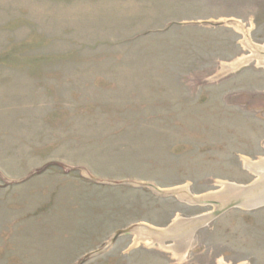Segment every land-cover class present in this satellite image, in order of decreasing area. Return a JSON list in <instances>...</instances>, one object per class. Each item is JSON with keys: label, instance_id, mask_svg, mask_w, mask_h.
<instances>
[{"label": "rangeland", "instance_id": "obj_1", "mask_svg": "<svg viewBox=\"0 0 264 264\" xmlns=\"http://www.w3.org/2000/svg\"><path fill=\"white\" fill-rule=\"evenodd\" d=\"M245 38L264 47V0H0V264H264V208L180 255L111 241L214 211L162 192L257 179L264 66L222 69Z\"/></svg>", "mask_w": 264, "mask_h": 264}, {"label": "bare ground", "instance_id": "obj_2", "mask_svg": "<svg viewBox=\"0 0 264 264\" xmlns=\"http://www.w3.org/2000/svg\"><path fill=\"white\" fill-rule=\"evenodd\" d=\"M236 28L239 31L244 32L240 26H237ZM242 44L244 45L245 48L251 50L250 54L249 55H243L239 58L234 59L233 61H231L229 63H226V66H224V64H223L222 69H223L224 73L237 70L240 67L247 65L252 60H257V65L264 66V55H261V54L259 55V53H260L259 51L260 50L264 51V47L252 45L250 43L249 39H247V38H245V40L243 41ZM222 69H221V71H222ZM244 165H245V168L249 172L256 175L257 179H259L260 177H264V158L257 161V162H253V161H250L248 159H244ZM221 186L222 187H221V190L219 192L211 193L210 195L209 194L203 195L201 197H192V196L190 197L189 196V198H188L187 195H185L186 197H183L181 194L182 191H180V190L177 192L175 190L174 191H175V193H177L179 195V198L182 199L183 201L184 200L186 201V199H187L186 202H188L190 204L194 202V203H197L199 205H203L200 203H203L205 200L213 199L214 197H212V196L220 194V193H222V195L226 196L229 194L228 190L233 191V189L236 186L240 187L242 185H237L234 183H222ZM222 198H223V196L220 197L219 200L218 199H215V200L221 202ZM194 199H196V201ZM206 215H208V214H206ZM206 215H204V216H206ZM194 219H189V220H185V221L184 220L183 221H175L173 224H171L172 226L170 225L171 227H173V226L178 227L177 231L170 232L168 235V237L171 238L173 240V242L175 243V246L172 245L170 247H165L163 245V236L170 231V228H171L170 226L168 228L162 229V230L161 229H154V228L148 229L149 227L138 226L137 230L135 232V234H137L135 241L138 242V240H143V241H147V243L151 244V245H153L155 242H158V245L162 249L168 250V251L169 250L170 251L171 250L177 251V252H174L175 255H180L183 252H186L193 245L191 235H190V233H187L185 227H187L190 223H192L194 221ZM146 228L148 230H146ZM148 240H151L152 242H149Z\"/></svg>", "mask_w": 264, "mask_h": 264}, {"label": "water", "instance_id": "obj_3", "mask_svg": "<svg viewBox=\"0 0 264 264\" xmlns=\"http://www.w3.org/2000/svg\"><path fill=\"white\" fill-rule=\"evenodd\" d=\"M228 190V195H222V193L214 195L213 199L205 200L203 205H214V211L209 213L206 216H199L194 219L192 223H190L186 228L187 233L193 234L199 228H202L209 224L212 220L216 217L222 215L226 211L232 209H243L246 211H254L260 208H264V177H260L259 179H255L253 182L242 185L240 187L236 186L233 191ZM175 191H169L167 193L162 192V194H174ZM221 202L216 201L215 199H220L222 197ZM211 197V198H212ZM196 201V199H194ZM172 226V225H171ZM170 226V227H171ZM150 229V228H148ZM146 228V230H148ZM137 228H129L123 231L116 233L111 241H114L117 237L135 233ZM178 227L173 226L170 228V231L163 236V244L166 241H173L171 238L168 237L170 232L177 231ZM110 245V244H109Z\"/></svg>", "mask_w": 264, "mask_h": 264}]
</instances>
